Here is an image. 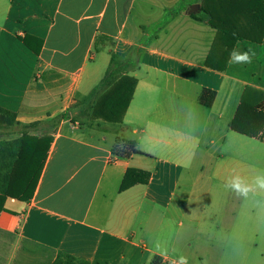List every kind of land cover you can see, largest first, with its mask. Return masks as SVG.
<instances>
[{"label":"crops","instance_id":"0c3cea01","mask_svg":"<svg viewBox=\"0 0 264 264\" xmlns=\"http://www.w3.org/2000/svg\"><path fill=\"white\" fill-rule=\"evenodd\" d=\"M201 3L0 0V108L19 124L0 130V142L24 131L52 138L31 200L4 202L0 264H53L60 252L89 264L244 262V210L218 223L214 206L228 193L234 207L246 199L226 187L231 178L255 180L254 168L223 152L244 145L229 130L241 99L264 101V37L235 43L255 53L250 64L209 68L217 31L188 11L198 5L199 14ZM94 52L104 69L94 70ZM112 59L122 63L114 83L137 84L122 123L91 125L89 105L114 86L102 87ZM203 89L216 92L212 107L199 103ZM118 137L135 140L139 154L114 156ZM128 170L148 172V183L120 191Z\"/></svg>","mask_w":264,"mask_h":264},{"label":"trees","instance_id":"16d2710c","mask_svg":"<svg viewBox=\"0 0 264 264\" xmlns=\"http://www.w3.org/2000/svg\"><path fill=\"white\" fill-rule=\"evenodd\" d=\"M191 17L196 21L205 22L217 31L206 62V66L217 71L225 70L227 59L235 43L245 39L260 43L264 37V0H202L200 13L192 14ZM25 43L29 46L27 40ZM41 46L42 42L39 43V48L33 51L39 54ZM121 65L122 63L117 64L115 59H112L102 87L108 88L112 84L114 86L102 94L96 103L89 105L91 125L98 119L108 123H122L137 80L124 76L114 83L121 75ZM215 99L216 92L203 89L198 101L205 107H212ZM17 125L19 124L16 114L0 108V130ZM33 127L35 124L23 126V129ZM229 130L246 137H264V101L251 104L242 98L229 124ZM51 142L50 137L38 139L28 136L25 131L16 139L0 142V212L7 198L22 202L31 200ZM112 154L122 159L137 155L139 154L137 142L118 137L112 147ZM149 179L148 172L128 170L120 191H125L137 184H147ZM53 264H89V262L60 252Z\"/></svg>","mask_w":264,"mask_h":264},{"label":"rangeland","instance_id":"374dc122","mask_svg":"<svg viewBox=\"0 0 264 264\" xmlns=\"http://www.w3.org/2000/svg\"><path fill=\"white\" fill-rule=\"evenodd\" d=\"M198 11L196 12V14ZM97 54V52H94ZM103 55L102 53L97 54L96 65H94V70L96 68L104 69L105 62L103 63ZM89 82V81H88ZM93 89L98 90V80L92 79ZM243 140L244 145L240 149V152L234 154L233 152H223V160H232L238 159L243 161L246 165L247 173L252 172V168L255 169V173L252 177L254 179L264 174V137L262 138H252V137H240ZM240 206L234 207L232 201L230 200V194H225L221 196L214 206V209L217 211L218 218L215 219V222L218 221L220 223L219 216H226V212H236L238 215V211L241 213L242 210L245 212V227H246V235L245 240H247L246 248L244 249L246 259L237 261V264H264V193L260 192V195L252 196L248 195L246 199L241 202L239 200ZM236 209V211H234ZM240 218V217H239ZM238 219V217H236ZM209 223V222H208ZM212 225V222H210ZM214 234L218 236L219 232L213 230ZM217 242V239H214ZM195 243L200 244L201 241H195ZM208 258L204 262H200L198 264H209ZM236 264V262H233Z\"/></svg>","mask_w":264,"mask_h":264},{"label":"clouds","instance_id":"9594fccd","mask_svg":"<svg viewBox=\"0 0 264 264\" xmlns=\"http://www.w3.org/2000/svg\"><path fill=\"white\" fill-rule=\"evenodd\" d=\"M255 53L251 50L249 51H239L234 48L229 55V63L230 64H250L252 62ZM226 187L235 191L238 195L243 197H248L250 193H254L257 190L264 193V174L257 176L253 183L249 184L245 182L239 176H235L231 178ZM178 264H188L187 258L181 257Z\"/></svg>","mask_w":264,"mask_h":264},{"label":"water","instance_id":"95a60500","mask_svg":"<svg viewBox=\"0 0 264 264\" xmlns=\"http://www.w3.org/2000/svg\"><path fill=\"white\" fill-rule=\"evenodd\" d=\"M198 9H199V6L198 5H192L190 8H189V13L190 14H194V13H196L197 11H198Z\"/></svg>","mask_w":264,"mask_h":264}]
</instances>
